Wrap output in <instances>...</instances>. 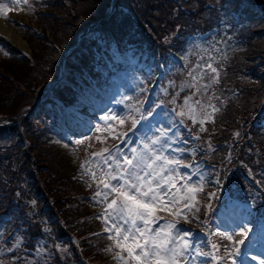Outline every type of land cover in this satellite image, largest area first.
I'll list each match as a JSON object with an SVG mask.
<instances>
[{
  "label": "trees",
  "instance_id": "1",
  "mask_svg": "<svg viewBox=\"0 0 264 264\" xmlns=\"http://www.w3.org/2000/svg\"><path fill=\"white\" fill-rule=\"evenodd\" d=\"M110 3L28 0L26 19L50 39L30 35L34 40L29 43L30 60L3 56L0 122L6 124L0 126V264H110L108 235L100 233L104 224L97 219L96 210L102 206L93 199L96 185L89 187L91 180L80 168L86 164L84 155L102 145L87 139L91 132L70 141L75 145L65 151L53 140H60L65 131L57 122L61 114L57 103L69 108L94 102L83 97L86 89L93 91L97 102L106 96L109 100L110 90L124 84V74L135 79L125 103L128 113L147 98L150 85H156L147 109L161 112L165 128L172 127V135L189 141L181 145L195 153L187 156V162H198L205 175V191L197 197V219L187 223L181 219L178 226L194 235L211 231L209 220L230 203L264 221V126L257 125L264 119V7L252 6L264 0H114L106 16ZM84 32L90 35L83 36ZM76 38H81L79 44ZM66 51V62L78 78H70L73 86L51 84ZM176 57L181 65L174 64ZM133 60L149 66V72L132 66L128 73L125 68ZM208 62L218 68L221 82L193 101L204 102L214 92L220 99L212 103L220 111L214 123H205L208 131L201 133L198 123L179 118L176 109L195 91L182 88L189 69ZM168 66L156 77L160 67ZM31 110L37 111L28 116ZM127 128L124 125L123 131ZM115 142L108 138L104 146L111 148ZM209 142L216 151L208 150ZM210 192L214 198H209ZM160 216L173 219L166 213ZM13 236L24 243L9 252ZM212 237L220 244L218 237ZM115 251L110 252L113 261Z\"/></svg>",
  "mask_w": 264,
  "mask_h": 264
},
{
  "label": "snow or ice",
  "instance_id": "2",
  "mask_svg": "<svg viewBox=\"0 0 264 264\" xmlns=\"http://www.w3.org/2000/svg\"><path fill=\"white\" fill-rule=\"evenodd\" d=\"M23 3L27 4L28 0H23ZM8 11L5 5L0 4V15L7 17ZM188 77L182 88L195 91L184 98L177 115L190 119L193 125L198 123L199 132H207L205 123H214V116L220 111L212 101L220 97L214 92L207 95L204 102L200 98L193 101V97H203L219 85L220 72L209 62L190 68ZM141 109L142 106L133 107L128 116L103 117L106 123L103 128L97 126L96 133L106 132L107 136L102 139L101 135H95L87 139H94L102 145L107 143L108 138L127 144L128 133L135 135L141 121L153 115L152 109ZM112 121L121 127L127 124V131L118 133L111 126ZM158 131L159 135L146 137L144 143L129 147L126 151L120 144L111 148L104 146L91 154L92 160L87 164H80L82 174L91 180L89 187L96 185L93 199L102 206L97 219L103 221V231L108 233L107 239L112 241V246L106 250H117L114 252L115 264H237V260L232 258L244 255L237 245L245 244L251 231L248 227L245 226L234 235L205 233L206 236L229 242L221 245L211 239L197 241L191 231L178 226L181 219L185 223L197 219L200 212L197 197L205 191V177L198 162H187V156L195 154L193 150L180 146L188 144L187 139L169 136L170 129L167 128ZM233 135L239 137L240 133L235 132ZM193 139L198 140L200 137L194 136ZM76 143L83 144L84 141ZM208 150L216 151L210 142ZM193 176L199 177L197 183H192ZM220 182L217 177L215 183L219 185ZM208 195L214 198L216 194L210 192ZM161 212L173 219L164 220L159 215ZM161 220L164 222L160 223ZM9 243L11 247L7 250L11 252L24 241L13 236ZM35 251L40 252L41 249L37 247Z\"/></svg>",
  "mask_w": 264,
  "mask_h": 264
},
{
  "label": "rangeland",
  "instance_id": "3",
  "mask_svg": "<svg viewBox=\"0 0 264 264\" xmlns=\"http://www.w3.org/2000/svg\"><path fill=\"white\" fill-rule=\"evenodd\" d=\"M0 4L5 5L9 11L7 13V17H4L3 15H0V20L8 22L9 25H11L14 28L15 33L20 37V39L23 41V45L21 47H17L10 39L9 36L0 28V48H3L2 50H5L8 52V54L11 56V59H24V60H30L33 50L31 49V46L29 47L30 42H34V40L30 39V35L34 36L35 39L37 38H47L50 39L49 34L45 33L42 35V31L38 29V26L36 24H31L26 18V14L30 11V8L27 4L23 3V0H0ZM43 11V10H41ZM86 32V31H85ZM84 32V33H85ZM83 33V34H84ZM82 34V35H83ZM264 35V31H263ZM37 36V37H36ZM80 37V36H79ZM80 38H76L75 43L79 41ZM55 48V47H53ZM65 52V55L58 60V63L60 62V66L62 68L60 69V66L58 70H61V81H64L66 83L70 82V78L74 75L78 78V73L74 71L73 66L66 62V57L69 55ZM5 51H0V75L4 77L2 74L3 68L1 67V63H3L2 60L4 57ZM62 59V60H61ZM8 62V61H6ZM57 63V65H58ZM134 63V62H132ZM209 63V62H208ZM133 65H128L127 68H125L126 71L129 73V67H132ZM4 67V66H3ZM137 67H142V65H137ZM5 68V67H4ZM59 73V72H58ZM7 76V75H6ZM5 76V77H6ZM129 77V75L127 74ZM8 77V76H7ZM133 82H135V79L131 81L129 79V83L125 84V87L122 88H113L110 90L109 93V100L107 99V96L104 98L103 101L97 102L94 100V102H90L88 105L84 103L83 106H80L78 104H74L72 108L66 109L63 114L58 115L56 118L58 119V124H65L67 126V130L63 133V135L60 137V140H55L53 137V141H56L61 145V148L63 151L70 149L75 144H70L69 141H76L74 139H78L76 137L79 136H86L88 133L91 132L92 137L95 135H101V138L104 139L107 136V133H96L97 126H100L101 128L104 127L105 121L103 117L105 116H128L129 113H125L127 109L125 108L123 111V103L124 101H128L129 98H131L129 91L133 87ZM151 86V85H150ZM114 87V86H113ZM155 88V86H154ZM86 93H88L90 96L94 95L93 91H90L86 89ZM149 98H151V95H149ZM185 98V97H184ZM151 100V99H150ZM150 100L145 102L144 106H142V111L147 109L148 104L150 103ZM184 104V100L182 102V105ZM131 105V104H130ZM135 106V105H134ZM136 107H141L140 104H137ZM177 111H181V107H178L176 109ZM120 113H125L124 115H120ZM182 118V117H181ZM2 123V122H0ZM111 126L115 127L117 132H121L123 130V127H121L119 124H117L115 121L110 122ZM163 123V119L159 117L158 114H154L149 117L147 120L141 121V124L138 125L139 130L136 132L135 135H133L131 132L128 133V143L123 144L121 143V140L118 141L117 144L121 145V148H123L125 151L129 147H138L140 144L145 142V138H151L155 135L153 133H159L156 130L157 124ZM70 128V129H69ZM122 133V132H121ZM69 140V141H68ZM114 140V139H113ZM92 143H98L93 139ZM102 145V144H101ZM104 147V145L101 146V148ZM99 145L97 144L93 150L96 152L101 149ZM86 158L85 162L86 164L92 160V155H84ZM76 156L74 155L71 158V164L75 162ZM192 179L198 180V176H193ZM227 214L225 215L230 221H231V227L233 225H237L234 223V218H240L242 215H247L246 212L241 211L239 207H236L235 205H231L229 207H226ZM100 213V212H99ZM163 212L159 213V215H162ZM233 219H232V218ZM243 223L240 225L242 228L245 226L247 227L245 223L247 220L242 221ZM249 222V220H248ZM219 223V231L213 230V232H219L224 233L227 235H232L233 233L239 232L236 230L228 231L224 227V223L221 221H218ZM257 224L259 225L258 228L252 227L249 228L251 231L248 233V238L246 239L245 244L243 245V248L241 249V252L244 254L240 257H233L232 259L237 260V264H248L246 261V258L252 261H256V264H264V235L262 234L261 240H258V237L260 236L259 233H254L252 230L260 231V229L264 228L263 222L260 220L257 221ZM261 226V227H260ZM230 227V228H231ZM263 227V228H262ZM264 230V229H263ZM106 233V232H105ZM108 235V233H106ZM200 237H204L201 235ZM197 241H200L198 237H195ZM205 239V238H204ZM219 239V238H218ZM220 240V244H225L224 241L226 240ZM258 240V241H256ZM109 241V240H108ZM109 247L112 246V241H109ZM108 247V248H109ZM240 247V246H238ZM109 254L107 256L108 262L110 264H115V262L110 259V252L106 250ZM255 257V259H253Z\"/></svg>",
  "mask_w": 264,
  "mask_h": 264
},
{
  "label": "bare ground",
  "instance_id": "4",
  "mask_svg": "<svg viewBox=\"0 0 264 264\" xmlns=\"http://www.w3.org/2000/svg\"><path fill=\"white\" fill-rule=\"evenodd\" d=\"M0 28L4 30V32L9 36V39L17 45V47H21L23 45V41L20 37L15 33L14 28L8 24V22L0 20Z\"/></svg>",
  "mask_w": 264,
  "mask_h": 264
},
{
  "label": "water",
  "instance_id": "5",
  "mask_svg": "<svg viewBox=\"0 0 264 264\" xmlns=\"http://www.w3.org/2000/svg\"><path fill=\"white\" fill-rule=\"evenodd\" d=\"M2 124H4V123H0V125H2Z\"/></svg>",
  "mask_w": 264,
  "mask_h": 264
}]
</instances>
